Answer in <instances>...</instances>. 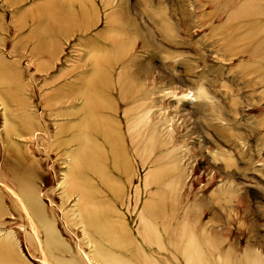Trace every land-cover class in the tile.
<instances>
[{
	"label": "rangeland",
	"instance_id": "obj_1",
	"mask_svg": "<svg viewBox=\"0 0 264 264\" xmlns=\"http://www.w3.org/2000/svg\"><path fill=\"white\" fill-rule=\"evenodd\" d=\"M56 1L0 0V264H264V0H71L91 26L47 52L29 18ZM106 130L119 169L86 183L114 244L72 190V142L105 158Z\"/></svg>",
	"mask_w": 264,
	"mask_h": 264
},
{
	"label": "bare ground",
	"instance_id": "obj_2",
	"mask_svg": "<svg viewBox=\"0 0 264 264\" xmlns=\"http://www.w3.org/2000/svg\"><path fill=\"white\" fill-rule=\"evenodd\" d=\"M24 0H15L14 4H16V2H22ZM71 0H58L55 2V4H53L52 6L49 7H43L38 9V11L35 12V14L29 18V20H32V23L36 24L35 26V30L34 33L32 34V37H34L35 39H37L38 48H43L46 49L48 52V39H50L52 36H54L55 34L57 36L60 37H65L63 36L64 34V28L65 26L70 28H75L77 30H79L80 32H87L91 26V24L87 21V17H86V9L83 8L82 5H79L78 10L79 13L77 12V14L72 12V9L74 6H71V4L68 2ZM11 5H13L11 3ZM67 5V7H66ZM71 6V7H70ZM51 33H50V31ZM116 45V49L118 52H120V44H117L115 42ZM49 56V53H47ZM109 66V64H108ZM116 66V62L112 63V68L114 69ZM112 69V70H113ZM111 70V72H112ZM108 74L110 73V69L107 70ZM94 74L96 76L99 75V71L97 70L96 73L94 72ZM94 75V76H95ZM102 76V73L100 74ZM99 75V76H100ZM97 77L95 80L97 81H101V77ZM109 82L107 79L104 81V85L107 88L108 83ZM107 84V85H106ZM103 95H104V91H103ZM88 98V96L86 97ZM90 106V107H89ZM89 106H85L84 109V115H87L88 113V118L91 117L92 115V110L94 109L90 102H89ZM106 107L103 106L99 109H97V111H105ZM107 110V109H106ZM94 111V110H93ZM108 113H110L109 111H114L112 109L107 110ZM105 111V112H107ZM101 115V114H100ZM63 117V116H62ZM85 117V116H84ZM87 118V119H88ZM105 124H108L107 122H105ZM93 125V124H92ZM89 126V123L85 122L84 124H82L81 126V133L86 132L87 130L91 129L92 133L94 135H100V130L98 129V126L93 125V126ZM102 138L104 141L105 146L104 149L107 148L108 151V155L103 158L101 155V149L97 150L96 149H91L89 147V145L87 144V139L83 136V135H78V137H76V139H74V141L72 143H77L78 144V151L75 152V159H74V166L72 168L73 171V177L74 178H78L76 176H78L80 174L79 171H82V176L83 180H84V185H85V189L83 188V186H78V182L75 183V179L73 181V186H72V190H77L76 186L79 189L80 194V199H81V208L80 210L82 211V215H83V219L84 222L87 224L89 230H91L90 232L92 233V235L97 238L98 240L104 241L105 244L109 243V244H114L117 240V238L115 237V232L113 227L111 226V219H110V224L108 221H106L103 216L101 215V212H98V208L96 207L97 203V196L94 194V196H91V193H96L95 191H93L92 189L90 190V187L88 186V184L86 183V174L87 173H94V171H98L99 169H96V159L97 160H103L106 159V164L107 166L105 167V171L106 172V168L109 167V165L111 167H113L115 170L119 169L120 166V162L119 160V156L121 155V151L123 150L121 147V145L117 146L115 143L112 142L111 140V133L106 130V131H102ZM92 150V151H91ZM93 152L94 154V159L93 156L91 155ZM81 168V170H80ZM107 175V172L105 173ZM112 182L113 179L109 176H107V180L105 178H101L100 179V184L101 187L103 188V190H106V192H109L108 190L111 189L112 187ZM98 193V192H97ZM102 204V203H101ZM23 207V206H22ZM23 209L26 211V213H29L28 215L31 216L33 214V207L31 204L25 205L23 207ZM34 213H37L34 209ZM33 231V230H32ZM45 232V231H44ZM38 239V235L36 236ZM48 238V235L46 236ZM46 238V239H47ZM106 239V240H105ZM38 241V240H37ZM100 242V241H99ZM40 244V241L39 243ZM107 244V246L109 245ZM101 245V244H100ZM117 245V243H116ZM106 246V245H104ZM3 248L6 249V247L3 246ZM44 253V252H43ZM45 255V254H44ZM46 256V255H45ZM105 259H108L107 257ZM6 257L4 255H2V253H0V261L1 262H5ZM109 260H111L109 258ZM105 263L108 264H112L111 261H107Z\"/></svg>",
	"mask_w": 264,
	"mask_h": 264
}]
</instances>
